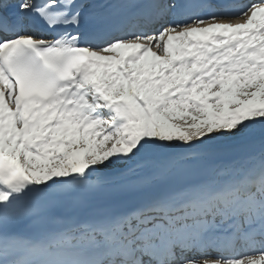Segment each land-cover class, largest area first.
I'll use <instances>...</instances> for the list:
<instances>
[{
	"label": "snow or ice",
	"instance_id": "6c2138e0",
	"mask_svg": "<svg viewBox=\"0 0 264 264\" xmlns=\"http://www.w3.org/2000/svg\"><path fill=\"white\" fill-rule=\"evenodd\" d=\"M0 264H264V0H0Z\"/></svg>",
	"mask_w": 264,
	"mask_h": 264
}]
</instances>
